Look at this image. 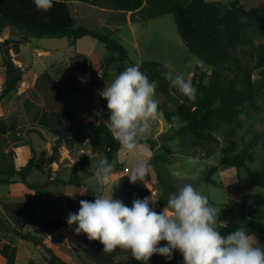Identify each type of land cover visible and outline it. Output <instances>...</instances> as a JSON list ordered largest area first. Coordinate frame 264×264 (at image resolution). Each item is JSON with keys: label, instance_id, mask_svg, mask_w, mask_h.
<instances>
[{"label": "trees", "instance_id": "16d2710c", "mask_svg": "<svg viewBox=\"0 0 264 264\" xmlns=\"http://www.w3.org/2000/svg\"><path fill=\"white\" fill-rule=\"evenodd\" d=\"M107 1L112 10L123 13H133L146 4V6L160 7L157 16L173 14L177 34L187 51L208 65L210 71L207 73L195 67L190 80L197 88V99L191 102L163 78L160 71L163 63L153 60L140 62V70L148 76L149 80L159 82L156 99L159 101V98H165L164 101L159 102L162 118L168 124L174 118H179L184 124L174 134L181 137L191 135L203 142L218 143L214 131L221 124L232 125L235 129L249 135L250 140L245 141L241 138L240 150L224 158L221 165L236 170L244 169V182L251 187L264 189V125L260 129L255 127L261 119L264 120V98L260 103L258 102V98L264 91V7L245 9L240 0H232L230 6L224 11L206 0H190L185 5L174 0ZM97 2L98 0H91L89 3L96 5ZM119 23L125 24V21L121 20ZM10 28L18 31L20 39L6 37ZM86 36L100 42L106 50V55L101 60H98L93 52L80 59L81 63L82 60H87L92 86L102 90L93 83L95 76L100 71L107 70L114 61L115 54L121 65L128 59L127 50L118 40L106 32L78 24L64 1L55 2L54 0V6L48 12H42L36 9L33 0H0V39H2L0 54L3 73L0 100L15 91L24 81L26 69L13 64L10 52L18 60L23 61L20 46L29 42L30 39L69 38L76 41ZM73 61L72 58L69 63L75 67L77 64ZM42 76L60 98L59 89L52 78ZM244 104H247L248 116L253 121V125L247 129L238 119V109ZM101 119L108 121V113L102 114ZM64 120L68 121L64 123ZM70 120H72L71 116L68 113L62 114L61 110H43L36 127L30 129L28 133L42 137L40 130H46L55 137L51 146V159L58 154L62 146L71 151L76 146L86 143L92 155L102 154L109 162L113 160L120 146L111 135L108 123L94 124L87 121L74 125ZM9 130L0 119V136L5 135ZM258 146L261 149L259 153L256 151ZM89 161L87 156L82 155L76 162V166ZM34 163L35 151L32 147L26 164L18 168H15L13 163L7 162L3 153L0 156V184H8L12 178L18 177V181L28 188H36L26 181L33 170ZM249 163L256 164L258 169L251 170L248 167ZM216 171V167L210 168L205 180L207 181ZM55 183L74 185L78 188L84 186L78 176H72L67 181L57 180ZM160 183L164 187V193L158 198V203L164 207L169 193L177 190L167 182L160 180ZM75 201L76 197L73 195L66 197V222L69 213L74 210ZM2 207L12 214L19 228L10 229L0 220V230L11 232L20 240L30 242L41 249L46 264H68L55 255L39 236L23 230L25 218L18 210L6 204ZM220 210L219 220L227 222L226 228L223 223L220 224L219 230L222 234H228L236 227H245L250 235L256 237L260 246L264 247V209L260 221L248 218L247 205L240 200L228 199L226 203L220 205ZM32 222L41 232L48 234L59 231L63 226L61 219L36 217ZM9 250L10 246L4 244L0 249V256L8 258ZM118 250L104 253L103 245L99 241H90L83 261L89 264H114ZM151 260L162 264L164 256L154 255ZM171 260L173 264H183V257L181 254L179 256V252L178 255H173ZM27 264L36 263L29 260Z\"/></svg>", "mask_w": 264, "mask_h": 264}, {"label": "rangeland", "instance_id": "374dc122", "mask_svg": "<svg viewBox=\"0 0 264 264\" xmlns=\"http://www.w3.org/2000/svg\"><path fill=\"white\" fill-rule=\"evenodd\" d=\"M174 1H178L182 5L187 4L186 0ZM244 4L246 8L264 7V0H244ZM96 6L109 7L110 4L107 0H98ZM226 6L229 7L228 3ZM226 6L223 5L220 9L224 11ZM83 7L82 12L85 15V10L88 11L89 8ZM68 8L77 23L80 20H84L87 28L103 31L101 29L103 23L98 16H84L85 18L82 19L80 17V9L77 11L75 6L72 5L68 6ZM159 10L160 7L158 6H153L152 9L150 7H144L143 11H145L146 17L156 16L158 18L152 19L146 22L145 25L139 27L137 34L133 35L128 29L123 28L116 34L117 39L111 36L125 47L128 59L121 65L118 56L115 54L114 61L107 70L100 71L95 76L93 83H96L98 87L103 89L105 82L111 83L116 75L123 71L125 67L139 64L146 60L161 63L170 62L172 66L171 70L173 72L183 73L186 79H191L196 66L200 70L209 73L210 67L191 55L182 43L177 34L173 14L159 17L160 15L157 16ZM18 35L16 29L10 28L7 31L6 37L9 39H20ZM135 37L137 38L136 41L134 40ZM47 45L49 44L46 42H39V39H33L30 44L24 45L22 47V53L29 61L26 63L25 60L24 63L18 60L10 52V56L21 62L22 68L26 69L27 72L29 71V73L25 71L22 86H18L14 92L8 94L3 100H0V119L4 121L6 128L10 129L8 132H13L9 135L8 139L15 143L12 146L13 148L9 149L6 153L0 151V156L4 153L6 161L15 164L16 158L17 161H22L24 156V150L22 148L17 149V147L23 144L30 145L35 151V163L32 172L26 178L27 182L35 187L45 188V186L53 184L57 180L63 179L67 181L72 176H78L85 186L84 190L87 191V194L81 195V198L94 202L95 196L93 192L98 188V184L93 175V171L104 156L102 154L92 155L89 146L86 143H82L71 151L67 150L64 146L60 147L58 154L51 159V146L54 143L55 137L46 130L40 131L42 137H38L34 133H28V131L36 127L37 119L43 110H61L62 114L68 113L72 119L70 121L74 125L87 121H91L94 124L108 122L101 119L102 114L108 113L106 100L100 96L95 102L81 103L76 98L79 88L66 89L63 85L64 83H81V88L87 92L88 89L85 87L87 85L86 83L89 84L90 88L93 86L90 80L88 82L87 60H82L81 63V57H86V55L82 54L93 52L101 60L106 55V50L100 42L90 37H84L79 41L64 38L60 42L55 43L59 50L53 52L54 55L44 57L43 55L45 53L41 52V50L48 48ZM74 48L77 53L72 54ZM72 58L74 59L73 63L76 62V64L81 65L79 68L86 71L70 73L69 60ZM1 62L2 56L0 54V64ZM43 63L46 65V68ZM36 73H38V80L35 87L36 93L34 94L32 91H28V89L23 87H26L25 83H29L28 80ZM1 75L3 73L0 69V77ZM42 75L51 77L53 82L56 83L60 92V98H58L53 87L42 78ZM33 80H30V83H34ZM90 97L92 96H88V98ZM262 98H264V91L258 98L259 103ZM164 100L165 98H159V102ZM67 121L64 120V123ZM183 124L179 118H174L168 124L160 114L147 140L141 142L143 147L139 153L127 154L119 149L114 154V158L110 162L114 164L112 181L103 191L110 195L112 186H117L114 188L113 197L122 200L125 205L131 207L133 199L149 197L152 195V192L159 198L164 193V187L160 183V180L167 182L176 190L184 184L190 183L194 187L201 189L208 197L209 202L218 209L228 199L245 202L248 210V218L254 221H260L261 211L264 209V189L251 187L245 183L243 180L245 177L244 169L236 170L235 168H228L221 165L224 158L230 157L240 150L242 146L241 138L249 141L250 136L235 129L232 125L221 124L214 131L218 143L203 142L191 135L185 137L176 136L174 133ZM18 125L24 126L16 130ZM263 125L264 120L261 119L255 127L260 129ZM82 155L87 156L90 161L86 164L76 166V162ZM137 159L147 160L151 165V171L143 182L133 184L129 182V173L124 175L122 172L124 167H128L130 172L131 166ZM212 167H216L217 171L206 181L205 178L207 177L209 169ZM248 167L251 170L258 169V166L254 163H249ZM11 180H18V177H14ZM63 191L65 190L62 187H50L45 190H38L36 210L33 211L28 206L25 207L24 214L21 213L22 211H18L25 218L23 230L38 235L41 239H43L41 235L48 238V236L43 235L44 233L40 234V231L34 226L32 214L35 212L40 218L50 217L52 211L49 208L56 209L58 207L59 199L56 196ZM0 192H2L1 187ZM68 192H72V190ZM45 193L52 195L53 199L42 201V196L40 195ZM2 209H0L1 222L12 229L19 228L12 214L4 208ZM162 209L163 207L157 202L155 210L159 212ZM30 212H32L31 215H26ZM0 237H3L2 233H0ZM4 237L10 245L7 264H11L12 256L13 254H17V252L20 257L26 255V249L21 247L12 253L14 248L11 247L16 246L19 241L18 237L11 233H6ZM75 237L81 241L84 239L88 241L87 236L83 233ZM2 242L3 240L0 239V249L3 246ZM165 243L161 242L160 246H164ZM69 244L70 249L67 247V243H64V248L62 247L60 250L61 254L68 253L73 256L74 253L78 252L80 244L75 240L69 241ZM29 247V250L33 251L32 246ZM38 250L42 253L41 249ZM173 255H178V252H174ZM84 258H81L78 264H89L83 261ZM114 264H143V262L136 261L130 252L119 249L115 256ZM148 264L158 263H154L150 258ZM162 264H173V261L164 257Z\"/></svg>", "mask_w": 264, "mask_h": 264}, {"label": "clouds", "instance_id": "9594fccd", "mask_svg": "<svg viewBox=\"0 0 264 264\" xmlns=\"http://www.w3.org/2000/svg\"><path fill=\"white\" fill-rule=\"evenodd\" d=\"M58 2V0H55ZM38 11L48 12L54 0H33ZM170 62L161 65L163 78L183 97L195 102L197 88L183 73L173 72ZM140 64L125 67L111 83L105 82L98 94L107 101L108 129L127 154H136L143 147L153 126L159 119L156 99L157 80H149ZM183 101H181L182 103ZM238 119L245 129L253 125L247 104L238 109ZM260 147L256 151L259 153ZM114 164L107 158L99 161L93 171L98 188L93 201L81 200L79 211L70 212L69 227L76 225V234H85L90 241H99L104 253L120 249L131 253L136 261L148 264L154 255L173 258L178 251L183 264H264V247L245 227H236L222 234L221 210L209 203L201 189L184 184L169 193L163 209L155 210L158 198L152 195L133 199L132 206L106 194L103 189L111 184ZM151 171L150 163L137 159L131 166L130 183L143 182ZM87 191L80 195H86ZM161 242H166L160 246Z\"/></svg>", "mask_w": 264, "mask_h": 264}, {"label": "crops", "instance_id": "0c3cea01", "mask_svg": "<svg viewBox=\"0 0 264 264\" xmlns=\"http://www.w3.org/2000/svg\"><path fill=\"white\" fill-rule=\"evenodd\" d=\"M61 1H64L67 4V6H70V5L75 6L77 11H79V9H80V11H81L80 17H82V19L85 18L84 16H86V17L95 16V15L98 16V18L103 23V25L101 26V29L104 32L108 33L110 36H114L115 38H116V34L118 33V31H120L123 28L128 29V31L131 34L135 35V34H137V29L139 27L145 25L146 22H148L152 19L158 18L156 16H153L155 18L146 17L147 15H146L145 11H143L144 7H150L151 9L153 7L151 5L146 6V4H143V6L139 10H137L133 13H131V12L123 13L121 11L112 10L110 8V6L109 7H99L96 5H91L89 3L91 0H61ZM189 1L190 0H186V3ZM206 1L210 2L212 4H215L216 6L221 8V6H223V5L226 6L227 3L230 6L232 0H227V1L226 0H206ZM225 2H227V3H225ZM240 2H241V5L245 9H251V8L245 7L244 0H240ZM83 6L89 8L88 11L85 10V13H86L85 15H84V12H82V9H84ZM227 8L228 7L226 6V9ZM255 8H257V7H255ZM170 14L171 13L163 14L159 17L168 16ZM121 20H124L125 24H120L119 21H121ZM78 24L87 26V24H85L84 20H80V22H78ZM86 37H88V36H86ZM33 39H30L29 42L20 46V55L23 57V61H22L23 63H24V60H25V63L29 62V61L24 57V55L22 53V47L24 45L30 44ZM62 39H64V38H40L39 42H46L49 44V45H47L48 48L41 50V52L45 53V55H43V56L44 57H47V56L51 57L52 55H54L53 52L59 50V48L55 45V43L60 42V40H62ZM119 39H121V38H119ZM0 40H2V39H0ZM79 40H77V41H79ZM134 40L136 41L137 38L135 37ZM34 50H36V49H34ZM75 51L76 50L74 48L72 50V54L77 53ZM90 53L91 52H88L87 54H82V55L87 56ZM1 64H2V62H1ZM1 64H0V69H1ZM45 66L46 65L44 64V67ZM80 66L81 65H79V64L75 65V67L70 65V67H69L70 73L77 72V71H86V70L80 69L79 68ZM82 68H83V66H82ZM26 72H27V70H26ZM27 73H29V71ZM33 78H35V79L33 80ZM27 80H25V81H27ZM30 80H33L34 83H30ZM30 80H28L29 83H25L26 87H23V88H26V89H28V91H32L35 94L36 93L35 87H36L37 80H38V73L34 74ZM89 80H90V77H89V73H88V82H89ZM22 84L23 83H20L19 86H22ZM86 84L88 85V86L87 85L85 86L88 89L87 92H85L81 88V83H64L63 85L66 87V89H71L74 87L79 88L78 93L76 95V98H78L81 103L95 102V100H98L100 97V95L98 94L99 89L95 86L90 88L89 84L88 83H86ZM88 96H92V97L88 98ZM23 126L24 125H18L16 130H19ZM12 133L7 132L5 135L0 136V151L6 153L7 151H9V149L13 148L12 146L15 143L9 141V139H8L9 135ZM41 135H42V133H41ZM19 148H22L24 150V156H23L22 161H17V158L15 159L16 160V162L14 164L15 168H18L20 166L25 165V162L30 157V148H31L30 145L28 146L26 144H23L22 146L17 147V149H19ZM61 180L65 181L63 179H61ZM0 187L2 190V192H0V209L3 210L2 205L6 204V205H10L12 208H14L18 211H22L21 212L22 214H24L23 211H24L25 207H28V206L31 207V209L33 211L36 210V204H37L36 200L38 199L37 198L38 197V193H37L38 190H43V189L45 190V189H48L50 187H56V188L62 187L63 190H65V191H63L62 193H59L56 196V198L59 199V204H58V207L56 208L58 210L55 211L56 210L55 208L54 209L49 208V210L52 211V214H50V217L46 218V219H61V220H63L62 228L59 231L52 233V234H48V233L43 234V232H41L38 229V227H37V229L40 231V234L48 236V238H46V237L41 235V237L44 239L45 244L53 251V253L55 255H57L59 258H61L63 261L67 262L68 264H78L80 262V259L85 257V255L89 249L90 240L85 241V239H84L81 241L77 237H75L76 235L79 236V234H76L74 231L76 225H72L71 227H69L67 222L65 221L66 197L68 195H73L76 197L75 207H74V210L72 213L78 212L79 208H80V201L84 200L81 198L80 193L85 192V190H84L85 186L78 188L74 185H62V184H56L54 182L53 184L45 186V188L36 187L34 189H31V188H28L23 183L19 182L18 180H15V181L11 180L8 184H0ZM70 190H72V192H68ZM40 196H42L41 197L42 201H48V200L53 199V196L48 194V193L47 194L45 193V194L40 195ZM15 205H18V206H15ZM247 212H248V210H247ZM31 214H32V212H30L29 214H26V215H31ZM32 215H33L32 221L34 218L38 217L35 212ZM261 215H262V211H261ZM38 218H40V217H38ZM6 227L10 228L7 225H6ZM10 229H12V228H10ZM0 233H2V235H3V237H0V239L3 240L2 244L3 245L4 244L9 245L4 236L6 235V233H11V232H5V231L0 230ZM71 240H75L78 244H80L78 252L74 253L73 256L69 255L68 253L61 254L60 250L62 249V247L64 248V246H63L64 243H67V247H69V249H70L69 241H71ZM29 246H32L33 251L29 250V248H30ZM19 247L26 249L27 253L25 256H22V257L19 256L18 252L15 255L13 254L12 259H11V264H27V262L29 260H33L36 264H46V262L44 261L42 253L38 250L39 249L38 247L33 246L30 242H26V241L19 239L16 246L11 247V248H14L12 253H14V251L17 250ZM82 248H83V250L81 251ZM7 261H8L7 258H3L2 256H0V264H7Z\"/></svg>", "mask_w": 264, "mask_h": 264}, {"label": "built area", "instance_id": "2783aa9c", "mask_svg": "<svg viewBox=\"0 0 264 264\" xmlns=\"http://www.w3.org/2000/svg\"><path fill=\"white\" fill-rule=\"evenodd\" d=\"M11 61L13 62V64L19 68H22V64L21 62L15 60L14 57H11ZM2 84H3V75H1L0 77V94H1V91H2ZM124 175H127L129 173V169L128 167H124L123 169V172H122Z\"/></svg>", "mask_w": 264, "mask_h": 264}, {"label": "bare ground", "instance_id": "6f19581e", "mask_svg": "<svg viewBox=\"0 0 264 264\" xmlns=\"http://www.w3.org/2000/svg\"><path fill=\"white\" fill-rule=\"evenodd\" d=\"M22 83H24V82H22Z\"/></svg>", "mask_w": 264, "mask_h": 264}]
</instances>
